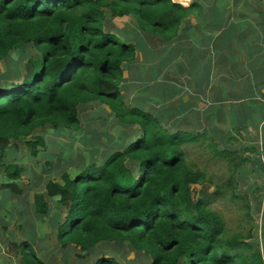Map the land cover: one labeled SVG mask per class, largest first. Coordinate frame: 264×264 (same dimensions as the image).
I'll return each instance as SVG.
<instances>
[{"label":"trees","instance_id":"16d2710c","mask_svg":"<svg viewBox=\"0 0 264 264\" xmlns=\"http://www.w3.org/2000/svg\"><path fill=\"white\" fill-rule=\"evenodd\" d=\"M238 1L242 0H192L185 7L171 0H0V62L15 52L25 59L23 71L14 61L13 79L5 72L0 82V216L30 221L36 227L46 224L50 233L43 243L49 247L54 238L60 245L55 251L64 250L65 257L73 253L75 261L99 245L126 243L152 264H264V242L261 250L243 241L250 232L245 237L227 236L219 214L206 208L213 199L244 200L234 191L239 181L235 176L247 163L259 168L247 156V147L239 150L232 145L239 143L240 131H247V94L252 90H247L244 72L247 31H240V25H224L216 37L225 8L237 6ZM243 5L247 7V0ZM259 13L264 14L263 8ZM121 17L132 18L135 25L118 36L112 20ZM256 25L264 32V17ZM190 35L197 36L201 45L218 42L201 54L194 43L188 47L182 42ZM139 40L146 45L138 46ZM28 47L37 56L30 55ZM165 49L173 55V75L185 71L206 81L203 90L210 101L205 108L209 119H203L204 112L202 119L192 118L194 111L173 117L182 105L172 108L165 103L172 98L170 93L163 94L165 81L158 85L154 101L126 105L124 67L136 61L137 52L158 60ZM252 62L260 68L264 56ZM169 64L165 60L157 72H150L165 77L163 71ZM225 82L229 84L224 90ZM92 105L107 107L109 121L120 126L101 164L97 143L88 138L84 147L93 150L84 153L70 154L74 139L69 145L55 144L58 153L38 148L45 146L40 130H52L57 137L72 134L80 129L81 108ZM182 119L206 121L209 128L200 132L211 135L190 131ZM200 139L208 142L205 148L212 159L222 161L229 172L226 188L215 186L211 195L204 188L192 189L207 178L188 167L181 146ZM22 141L31 155L46 156V165L55 155L60 158L55 163L63 167L59 180L40 169L37 173V165L31 169L12 163ZM74 155L84 161L74 167L76 175L71 177L64 166ZM23 176L28 177L26 183H21ZM25 185L31 199L21 193ZM12 247L17 264H46L29 243ZM0 263L16 264L5 255ZM94 264L122 263L99 257Z\"/></svg>","mask_w":264,"mask_h":264},{"label":"rangeland","instance_id":"374dc122","mask_svg":"<svg viewBox=\"0 0 264 264\" xmlns=\"http://www.w3.org/2000/svg\"><path fill=\"white\" fill-rule=\"evenodd\" d=\"M177 1L188 5L192 0ZM243 3L244 0L241 1V4L244 8L249 11L253 10L257 12L256 14H258V12H260L262 9L264 0H247V7L244 6ZM253 14L254 13H251V16H253ZM112 22L116 25L118 31L115 30V33L118 36L122 35L123 30L126 32V29L131 28L132 25H135L134 21L130 17L115 18L112 20ZM137 44L138 46L146 45L142 40H139ZM26 50L28 53H30V55L37 56L33 48L28 47ZM254 50V48H249L247 51L249 54H251ZM257 51L259 53L261 51V47L259 45H257ZM18 53L20 52H15L11 57H8L4 61L0 62V82L3 81L2 76L5 75V72L9 74L10 80L13 79V73L15 70L14 61L16 62V68H18L20 71H23L25 59H20L18 57ZM215 57L218 56H207V58L212 59ZM142 61H144V59ZM163 62L164 59L159 58L157 62L153 64V66L149 67L150 70L152 72H157L158 66H162ZM238 64L241 66V68H243L240 63ZM145 65L146 62L138 67V74H140L141 77L144 75V71L147 73V68ZM132 74L133 70L131 73L126 72V67H124L122 78L128 77V80L130 79L129 82L132 84L134 79ZM224 80L228 81L229 79L224 78ZM131 84H128L125 88L129 92V98H126V105L128 108L135 107V103L137 104L140 100H142L143 97L140 94L135 98H132L134 94H131ZM228 84V82H225V84L223 83L224 90L226 87H228ZM232 89L235 91L239 90L238 87H234L233 85ZM186 98L187 97H184L183 99L186 100ZM195 102L199 107V118L202 119L201 113L204 112L203 119H209L207 117L208 114H205L207 109L204 108L205 105L206 108L208 107V102L206 99L202 98V96H199L198 98H195ZM234 102L240 103L239 100H234ZM107 110L109 109L104 105H95L94 107L92 105L86 108H81L80 129L73 131L72 134L61 133L60 136L57 137L52 132V130H40L43 132V136L45 137V146L38 148L42 151L49 150L53 153H58V149L55 147V144L58 142L62 144H68L71 139H74L71 150L69 151L70 154L77 153L79 151L84 153L85 149L93 150V148L90 146L87 148L84 147L85 143H87L86 139L88 138L90 141H96L97 145L95 148L99 149L96 152L97 161L99 164H101L103 160L102 156H105L104 150L106 151L110 149L108 146L110 138H115L119 134L118 131L120 130V126H118L115 121H109L110 117L106 115ZM103 111H105V113H103ZM208 128L209 124L206 123V121H203V126L198 127V132ZM200 133L211 135V132L209 131H203ZM239 139V143H232V145H235V147L239 148V150L247 147V156L253 157V159L261 165V167L256 164L255 166L259 167L256 170L254 164L247 163L246 167H243V169L236 174L235 177L239 181L237 183L238 186L235 185L234 191L237 195L242 196L244 200L231 201L229 198L213 199V201H210V203L206 204V208L219 214L222 220V228L226 232L227 236L231 234H239L242 237H245L247 236V233L250 232L248 238L245 237L243 241L250 244L253 248H261L262 250L263 247L261 242H264V238L262 236L264 235V147H261L260 138H253L251 141L250 137L247 135V131H240ZM207 143L208 142L206 140L200 139L189 144L184 142L181 144V146L186 154V163L188 167L193 170L201 171L207 178L205 184L193 186L192 189L197 191L204 188L207 190L208 194L211 195L215 186H224L226 188L229 172L222 161L219 159H212L211 152L209 149L205 148L208 145ZM250 148H253L254 151L248 152ZM215 149L219 150L221 148L215 145ZM13 157L14 159L12 160V163L31 169L37 165L39 166L37 168L38 170L36 171L37 173H39L40 170L45 171V176L51 175L55 180H59V174L63 171V167L60 164H55L60 159L57 155L53 157V162L50 165H46L44 162L46 156H42L40 154L37 156L31 155V149L26 146L24 141L18 144V148L15 149V153H13ZM72 157H74L73 159H70L72 164H66L64 167L68 174L71 177H74L76 175V170H74V167L77 165H82L83 158L80 155H74ZM87 158H90L89 153H87ZM1 164L2 162H0V166ZM58 170L59 172H57ZM26 178L28 177H24L21 183H26ZM249 185H253V187H251L252 190L249 188ZM43 186L44 185H41L40 187ZM40 189L42 190V188ZM21 193L31 195L30 199L32 197L31 190L27 185L24 186ZM2 197L3 194L0 193V198ZM16 198L18 197L14 196L12 199ZM245 203L247 206L246 208ZM29 209L31 212V207H29ZM34 216L36 218L35 213ZM49 233V228L46 224L36 227V223L33 224L30 221H22L16 218L10 220V218H4L3 215H1L0 257L5 255L9 257L11 261H14L17 264V254L15 253L12 245H15L19 249L18 245L20 243L27 242L30 244L31 250L35 252L38 257L42 258L46 264H94L96 259L99 257H103L105 259L113 257L118 259L122 264H152L150 258L134 253L129 249L126 243L121 245L115 243L99 245L92 252H90L88 256L75 261L73 253H71L70 256L65 257L64 250L57 252L55 251V249L60 247V245H56L54 238L50 239L49 247L43 243L44 240L47 242ZM245 252H247V249Z\"/></svg>","mask_w":264,"mask_h":264},{"label":"crops","instance_id":"0c3cea01","mask_svg":"<svg viewBox=\"0 0 264 264\" xmlns=\"http://www.w3.org/2000/svg\"><path fill=\"white\" fill-rule=\"evenodd\" d=\"M238 2L239 4L237 6H233L230 9L225 8L222 27H219V32H217L216 37L219 36V33L221 34V30L224 31V25H240V31H247V50L249 48L255 49L251 54H249L247 51V71H244L247 72V90L248 87L253 90V92L252 90H250L247 94V135L250 137L251 141L253 138H260L261 147H264V65H261V67L258 68V65L252 62L256 56H264V32L260 30V26L256 25V22L259 21V18L264 17V14H260L259 12L258 14H256L257 12L253 10L249 11L242 6L241 1ZM262 8L264 10V4ZM238 12H243L246 15H239ZM251 13H254L253 16H251ZM189 19L192 23L198 22L197 19ZM196 39L197 36L190 35L189 37L184 38L182 42L188 47L190 43H194L193 47L200 48L201 54H203V52L205 51L208 52L209 48H212L218 42L216 41L201 45ZM257 45L261 47L260 53L257 51ZM166 51L167 49H165V51L163 52H160V58L164 59V61L167 60L170 63L169 67L166 65L165 70L163 71L164 73H167L165 77H162L163 79L161 78L162 75H158L155 77L153 73L150 72L149 67L153 66L154 61L157 60H150L149 58L144 56L143 52H137L136 61L126 68V72L131 73V71L133 70L132 75L134 76V79L132 84L131 82H129L130 79L128 80V77L123 78L126 86L128 84H131L132 86L131 94H134L132 98H135L140 94L143 96L142 100H140L137 104L135 103V107L138 106L141 101L150 100L151 98H153L154 101V96L157 95L160 91L158 85L165 81L161 88L163 89V94L164 96L169 93L172 95V98L169 100H165V103H170L172 108H177L178 106L182 105L179 111L172 116L184 117L187 113L194 111L191 117H199V107L195 102V98L202 96V98H205L207 102H210L206 98L205 91L203 90L206 81L204 79L198 80L197 78L199 76H196L194 78L192 73H188L185 71L178 72L176 75H173L171 73V69L173 66L171 58L173 55ZM143 59L144 61H142ZM144 62H146L145 66L147 68V73L146 71H144V75H142L141 77L140 74H138V67L141 66ZM123 92L129 95V92L126 89H124ZM184 97H187L186 100L183 99ZM151 105H154V102H151ZM204 108H206V105ZM182 120L183 127H187L190 131L193 132H198V127L203 126V122H198V120Z\"/></svg>","mask_w":264,"mask_h":264},{"label":"clouds","instance_id":"9594fccd","mask_svg":"<svg viewBox=\"0 0 264 264\" xmlns=\"http://www.w3.org/2000/svg\"><path fill=\"white\" fill-rule=\"evenodd\" d=\"M172 2H174V3H177V4H180V5H182V6H185V7H187L188 5L187 4H183V3H181V2H178V1H176V0H171ZM188 2V1H187Z\"/></svg>","mask_w":264,"mask_h":264},{"label":"built area","instance_id":"2783aa9c","mask_svg":"<svg viewBox=\"0 0 264 264\" xmlns=\"http://www.w3.org/2000/svg\"><path fill=\"white\" fill-rule=\"evenodd\" d=\"M189 1V0H188Z\"/></svg>","mask_w":264,"mask_h":264}]
</instances>
